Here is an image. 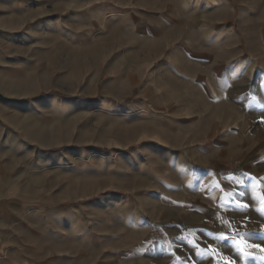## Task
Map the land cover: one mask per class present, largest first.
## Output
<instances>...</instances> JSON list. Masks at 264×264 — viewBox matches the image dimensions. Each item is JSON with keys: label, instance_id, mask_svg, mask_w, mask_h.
Instances as JSON below:
<instances>
[{"label": "rangeland", "instance_id": "rangeland-1", "mask_svg": "<svg viewBox=\"0 0 264 264\" xmlns=\"http://www.w3.org/2000/svg\"><path fill=\"white\" fill-rule=\"evenodd\" d=\"M124 1L0 0V264H264V0H156L179 74L156 93L131 80ZM207 52L241 67L215 113Z\"/></svg>", "mask_w": 264, "mask_h": 264}, {"label": "crops", "instance_id": "crops-1", "mask_svg": "<svg viewBox=\"0 0 264 264\" xmlns=\"http://www.w3.org/2000/svg\"><path fill=\"white\" fill-rule=\"evenodd\" d=\"M156 0H125L123 4L113 3L107 6V11L120 16V20L129 31L128 46L134 53L129 57V74L133 75L137 71V79L139 87H143L144 93L148 92H163L167 91L170 85V78L178 77V69L174 64V58L169 53L163 52V47L160 46L166 41H162L159 36V27L161 25V17L156 9ZM202 69V85L203 91L206 94L208 106L212 113L220 110L222 107L226 85L235 84L240 80L241 67L239 63L225 62L224 54L205 53L201 57ZM164 75V81H159V76ZM215 111V112H214ZM210 120V119H209ZM212 122V121H208ZM240 122V121H239ZM208 137L211 140H217L211 145L217 149H224L229 142L223 132H209ZM234 139H238L239 143L235 146V154H239L243 150L241 141V133L234 134ZM237 147V148H236ZM239 150V151H237ZM230 181L236 180L235 175L230 176ZM128 227L137 229L139 234L146 236H159L162 234V228L155 221H150L148 218L142 217L140 213L129 214ZM6 239L1 236L0 245L4 247Z\"/></svg>", "mask_w": 264, "mask_h": 264}, {"label": "snow or ice", "instance_id": "snow-or-ice-1", "mask_svg": "<svg viewBox=\"0 0 264 264\" xmlns=\"http://www.w3.org/2000/svg\"><path fill=\"white\" fill-rule=\"evenodd\" d=\"M244 177L247 180H251V181H255L256 180L255 177L249 176L247 173L244 174ZM244 183H245V181L243 179L236 178V180L234 182V186H230L229 189H227V190L235 192V186H240V185H243ZM240 195H245V194L243 192H241ZM233 198H234V200L236 199L235 196ZM242 207L247 208L248 205L244 204V205H242ZM256 211L258 212L259 215L264 217V206H261V207L257 208ZM251 247L260 248L261 251H264V248H261L260 244H252ZM245 255H247V253H245ZM259 259L260 260H264V256L259 257Z\"/></svg>", "mask_w": 264, "mask_h": 264}, {"label": "water", "instance_id": "water-1", "mask_svg": "<svg viewBox=\"0 0 264 264\" xmlns=\"http://www.w3.org/2000/svg\"><path fill=\"white\" fill-rule=\"evenodd\" d=\"M0 32H1V28H0ZM9 99L10 98L8 96H6L5 94H3V93L0 92V101H7ZM0 123H3V121L1 120V118H0Z\"/></svg>", "mask_w": 264, "mask_h": 264}, {"label": "bare ground", "instance_id": "bare-ground-1", "mask_svg": "<svg viewBox=\"0 0 264 264\" xmlns=\"http://www.w3.org/2000/svg\"><path fill=\"white\" fill-rule=\"evenodd\" d=\"M12 86V85H11ZM4 88V87H3ZM12 88V87H11ZM30 131V130H29ZM36 131V130H35ZM44 131V130H43ZM31 132H32V129H31ZM47 133V132H46ZM40 134V133H39ZM24 176V175H23ZM24 178H25V176H24ZM26 178H28V177H26ZM29 183V182H28ZM24 184V183H23ZM28 185V184H27ZM26 185V186H27ZM24 189V188H23Z\"/></svg>", "mask_w": 264, "mask_h": 264}]
</instances>
